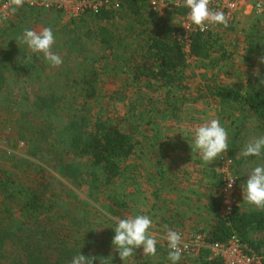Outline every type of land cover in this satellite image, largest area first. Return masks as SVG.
Instances as JSON below:
<instances>
[{
	"label": "trees",
	"instance_id": "trees-1",
	"mask_svg": "<svg viewBox=\"0 0 264 264\" xmlns=\"http://www.w3.org/2000/svg\"><path fill=\"white\" fill-rule=\"evenodd\" d=\"M23 7L27 8L26 5ZM182 10L180 11L184 14L185 11ZM161 20L158 14L148 9L147 0H125L119 9H101L98 13L72 18L71 22L74 27L81 23H93V39L106 53L122 48L123 37L117 35L119 21L136 26L134 41L137 46L128 63L134 74L132 81L139 89L143 84L153 88L158 82L156 89L164 92L166 100L155 111L157 118H176V111H179L181 120L183 108L188 101L191 102L187 99L190 98L188 95L194 97V93H189L190 88L186 85V71L190 62L195 61L199 68L214 69L228 58V53L216 30L194 33L187 51L176 33L177 27L168 21L161 23ZM19 32L20 29L15 26L6 35L5 41L4 37H0V91L7 86L6 82L12 76H17L16 80L24 78L28 83L41 78L46 87H40L39 92H36L26 85L13 93L15 101L11 102L12 98L9 97L8 104L5 105L10 117L6 119L5 125L9 124L13 128L18 126L20 139L24 141L40 138L48 148L44 153L43 144L38 143L37 150L32 144L29 147L32 156H36L38 151L42 152L45 162H49L47 157L50 159V155L59 154L55 164L61 175L74 186L80 187L88 183L93 191L91 198L102 204L104 212L122 217L127 203L115 193L107 192L129 170L128 159L135 155L138 146L135 139L137 125L131 123L130 127L135 128L131 130L126 120L115 121L111 117H102L104 115L94 116L92 103L97 102L102 91L99 86L100 74L94 68L96 60L89 61L92 51L86 45L77 47L74 45L75 40L70 39L66 43L73 57L82 59L80 65L83 69L78 72L77 78L71 82L65 80L61 84L60 74L53 76L50 73L52 67L44 60L43 54L33 53L26 44L19 42ZM127 50L128 43L124 47V51ZM174 89H179V96H175ZM195 91L199 96L194 97L192 102L206 98L207 91L214 97L222 126L227 129L229 139L231 136L235 138L248 122L264 130V87H252L249 82L247 87L205 86ZM73 93L75 96L71 95ZM123 93L126 96L125 90ZM70 98L74 100L71 101ZM135 106L132 109L135 110ZM188 127L187 132L179 129V151H183V154L187 150L191 151L189 142L193 138V126L188 124ZM59 132L63 135L61 138L56 137ZM229 143L233 148L228 150L229 157L237 165L243 164L245 160L235 156L240 147L235 141ZM188 159L185 158V161ZM220 164L221 161H218V166ZM50 166L51 164L47 167L40 165L34 179L17 182L0 165V212L3 213L0 215V264H71L72 258L80 252L85 256H95L94 264H101L97 257V247H103L100 251H115L112 243L114 230L109 229L103 236L93 224L89 225L93 216H81L80 213L71 217L74 221L69 226L71 219L65 215V207L50 192L52 183L46 179ZM211 175L215 180L210 185L212 193L204 207L214 213L215 221L211 229L199 232L206 233L209 243H225L236 235L264 259V238L254 235L264 232V211L253 208L243 211L239 205L229 219L222 218L219 213L222 204L219 191L223 175L218 170H211ZM72 194L75 195L74 190ZM99 194L105 200L99 201ZM78 209L76 207V211ZM98 213L107 216L114 223L112 216L95 207L92 214ZM69 236L74 241H69ZM106 256L102 260L103 264H114V260ZM189 258L195 264H223L221 258H210L209 249H202L197 256Z\"/></svg>",
	"mask_w": 264,
	"mask_h": 264
},
{
	"label": "rangeland",
	"instance_id": "rangeland-1",
	"mask_svg": "<svg viewBox=\"0 0 264 264\" xmlns=\"http://www.w3.org/2000/svg\"><path fill=\"white\" fill-rule=\"evenodd\" d=\"M4 1L6 2L2 4ZM4 1L0 0V37H4V41L6 35L10 34L15 29V26L20 29V32L17 33V39L26 28L39 31L44 27H50L53 30L56 37L53 51L62 57L63 64L59 67L51 66L50 70H52L50 73L53 76L55 74L57 76L59 73L61 84L65 80L71 82L75 77L77 78L78 72L83 69L80 65L82 59L73 57L74 55H72L66 44L69 39L75 40V46L86 45L92 51L89 61L96 60L94 68L100 74L99 86L102 91L97 102L92 103L94 116L104 115L102 117H111L115 121L118 119L126 120L129 127L131 123L136 124L135 139L138 146L135 155L128 159L129 170L123 174L118 184L112 186L107 192L115 193L127 203L123 216L114 217L104 212L102 204L91 198L93 191L88 183L80 187L74 186L71 181L61 175L57 168L58 165L55 164L59 154L50 155L52 158L50 157L49 159L47 157L49 162H45L42 152L45 153L48 148L46 143H43L40 138H29L24 141L20 139L18 126L15 125L13 128L9 124L5 125L6 119L10 118L5 105L8 104L9 97H13V93L21 90L26 85H29L30 89H34L36 92H39L40 87H46V83L41 82V78L38 81L30 80L28 83L24 78L16 80L15 77L17 76H12L6 82L7 86L2 89L5 92L2 93V90L0 91V165L7 169L10 176L16 179L17 182H23L34 179L35 175H38L40 165L47 167V165L51 164L50 168L47 169L49 174L46 179L52 183L50 192L62 202L65 207L63 209L65 215L71 219L69 226H72L74 220L71 217H74L75 214L80 213L81 216L85 214L89 216L90 214L93 217L89 225L93 224L97 232L104 236L109 232V229H113L116 226L115 222L117 219L136 214L151 216L153 219L152 231L158 240L157 255L155 257L145 256L141 247L135 250V255L130 257L126 264H171L168 260L169 249L167 248V242L163 239L166 232L165 226L180 232L183 239L193 234L191 231H183L179 228V212L183 213L185 211L179 205V166H185L186 171L194 173L196 166L193 161H195V157L201 159L199 153L197 155L194 153L192 159L188 156V161L182 158L181 155L184 156L186 153L183 154V151H179V129L182 132H187L189 124V126H193L192 132L195 127L213 118L221 122L217 102L214 97L209 95L208 91L205 92L206 98L192 102L194 97L199 96L198 92L195 91L199 87L209 86L217 88L225 85L247 87L249 82L252 87H264V84H260V80L264 79V63L258 61V58L264 55V12L258 15L253 9L252 0H243L241 2L232 28L216 29V32L221 37L220 42L228 53V58L222 60L214 69L199 68L195 61L190 62V66L186 71L188 76L186 85L190 88L188 92L194 93V97L188 95L190 98L187 99L191 102L188 101L185 108H183L181 120H179V111H176V118L171 116L168 120H162L161 118L158 119L155 113L159 106L162 105V102L166 100L164 92L156 89L159 83L157 82V85L153 88L145 87L143 84L139 89L132 81L134 74L128 63L137 46V42L134 41L136 26L130 22L119 21L120 29L117 35L123 37L122 48L113 53L109 51V53H106L93 39V34L91 33L93 23H81L74 27L71 22L72 18H69L64 12L38 9L29 5L26 0L24 6L26 5L27 8H19L13 12L11 11L12 6L9 0ZM124 1L122 0V2ZM28 8H33V10ZM158 16L162 18L161 23L168 21L175 28L177 27L178 29L180 27L182 19L180 20L175 13L161 11ZM127 43L128 50L124 51ZM28 50L31 51L29 48ZM256 69H259V76L253 74ZM123 90L127 92L126 96ZM174 93L176 94L175 96H179V89H174ZM71 95H74V93ZM70 100L73 101L74 99L70 98ZM13 101H15V98H12L11 102ZM133 105H136L135 110L132 109ZM246 124L247 126L240 129L239 134L235 138L231 136L229 139V142L235 141L240 147L235 153L237 159L242 158L245 160L243 164L237 165L235 163V172L240 185L239 207L243 211L253 208V206L243 200L242 188L248 178L247 175L255 164H264V158L243 157L241 154L249 140L253 137L264 135V130L257 128L254 123L248 122ZM233 128L235 130V127ZM130 129L135 130V128L131 127ZM62 136L60 133L56 137L61 138ZM38 143L43 144V150L42 152L38 151L36 156H32L29 147L34 144L37 150ZM229 146L232 148L230 143ZM229 153L228 151L225 156H229ZM218 161L219 159L210 165L205 164L208 168H205L207 169L206 175H210L211 170L219 169ZM199 171H202L201 167ZM208 186V184L204 186L205 194L210 193ZM72 190L75 192L74 196ZM100 190L103 189L101 188ZM98 196L101 197L98 198L99 201L105 200L103 195L99 194ZM201 203L203 204V202ZM76 207L79 208L77 211ZM95 207L108 216H112L114 223L109 221L107 216H102L100 213L93 215L92 212ZM187 213L190 212L188 211ZM0 215H3V213L0 212ZM254 235L264 238V232L255 233ZM68 239L69 241H74L73 237L69 236ZM97 248L99 250L97 257L100 260L104 261L107 257L106 255H108L109 258L114 260V264H124L118 250H110V253L105 249L100 251L103 247ZM189 257L195 256H182L179 264H195L189 260Z\"/></svg>",
	"mask_w": 264,
	"mask_h": 264
},
{
	"label": "clouds",
	"instance_id": "clouds-1",
	"mask_svg": "<svg viewBox=\"0 0 264 264\" xmlns=\"http://www.w3.org/2000/svg\"><path fill=\"white\" fill-rule=\"evenodd\" d=\"M9 2L12 6L11 11L15 12L23 7L25 0H9ZM211 4L212 0H184V6L189 10L188 19L200 32H207L213 26L223 25L225 28L229 26V16L223 11L215 10ZM261 11L264 9L261 5H257V14L259 15ZM18 40L26 44L33 53L43 54L44 60L52 67L63 64L62 57L53 51L56 37L50 27H44L39 31L26 28ZM258 61L264 63V55H261ZM253 74L259 76V69ZM260 84H264V79L260 80ZM192 135V141L189 142L192 153H199L200 158L207 165L222 159L230 148L229 133L218 119H210L195 127ZM241 154L243 157L264 158V135L249 140ZM247 177L242 188L243 200L253 206V210L264 211V164L252 166ZM233 181L229 180V189ZM152 228L153 219L146 214L129 215L116 220L112 243L124 264L135 255V250L141 247L145 256L157 255L158 240ZM165 228L163 239L166 240L169 249L168 260L171 264H179L183 251L188 245L184 243L180 232L167 226ZM95 259V256H85L80 252L72 258L71 264H94ZM101 264H103L102 260Z\"/></svg>",
	"mask_w": 264,
	"mask_h": 264
},
{
	"label": "built area",
	"instance_id": "built-area-1",
	"mask_svg": "<svg viewBox=\"0 0 264 264\" xmlns=\"http://www.w3.org/2000/svg\"><path fill=\"white\" fill-rule=\"evenodd\" d=\"M243 0H212L211 7L217 11H223L229 16V26L234 24L236 13ZM253 9L257 12V5L264 9V0H252ZM4 1L2 4H4ZM29 5L46 11H62L69 18H78L91 13H98L101 9L120 7L122 0H26ZM148 9L156 14L161 11L175 13L181 20L180 29L176 30L179 39L185 44L189 51V45L194 33L200 32L188 19V9L184 6V0H147ZM158 9V11H157ZM185 13H181L180 10ZM182 10V11H183ZM264 11H261V13ZM218 28H225L223 25L213 26L209 31ZM208 32V31H207ZM206 33V32H202ZM218 171L223 175L222 187L219 191L222 204L220 216L225 220L229 219L235 208L239 206L240 185L235 175V163L229 156L220 159ZM229 180H234L231 189L228 188ZM188 247L183 251L182 256H197L202 249H209L210 258H221L223 264H264L263 256L245 245L236 235L227 242L209 243L206 240V233L199 232L189 235L183 239Z\"/></svg>",
	"mask_w": 264,
	"mask_h": 264
},
{
	"label": "crops",
	"instance_id": "crops-1",
	"mask_svg": "<svg viewBox=\"0 0 264 264\" xmlns=\"http://www.w3.org/2000/svg\"><path fill=\"white\" fill-rule=\"evenodd\" d=\"M191 151H186L185 158L190 156L192 159L194 153ZM193 162H195L196 166L194 173L186 171L184 168L185 166H179V205L185 210L183 213L179 212V228L183 231H191V233L195 234L203 230L208 231L214 224V213L204 207L208 202L212 191L209 189L210 194H205L206 190L204 186L208 184V187L211 188L210 185L213 184L215 179L212 175H206L208 168L205 166L202 159L195 157V161ZM200 167L202 170L201 172L199 171ZM182 189L184 193L182 192ZM201 202H203V204ZM188 211L190 213H187Z\"/></svg>",
	"mask_w": 264,
	"mask_h": 264
}]
</instances>
